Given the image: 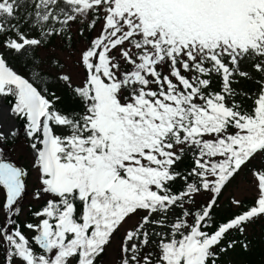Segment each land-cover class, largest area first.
<instances>
[{"label": "snow or ice", "instance_id": "snow-or-ice-1", "mask_svg": "<svg viewBox=\"0 0 264 264\" xmlns=\"http://www.w3.org/2000/svg\"><path fill=\"white\" fill-rule=\"evenodd\" d=\"M0 116V264H228L264 222V0H0Z\"/></svg>", "mask_w": 264, "mask_h": 264}, {"label": "rangeland", "instance_id": "rangeland-1", "mask_svg": "<svg viewBox=\"0 0 264 264\" xmlns=\"http://www.w3.org/2000/svg\"><path fill=\"white\" fill-rule=\"evenodd\" d=\"M246 87H251V86L248 85ZM8 124H9V119L6 116H0V125H3L6 129ZM9 155H10V158L13 159L18 165L24 166L30 170L31 160L29 157L25 156V154L23 152L12 151L9 153ZM34 182H35V174L32 173L29 175V177H27L28 194L25 198L26 205L30 204L31 190L33 188ZM232 191H236L239 195H241V198L245 199L246 201L248 199H250V197H251V193L246 190V186H243L240 189H233ZM228 196H229V194L226 193L225 197L221 203V213L224 215H227L231 211H233V209H231L229 206ZM23 219H24V217H23ZM254 236H256L259 239V241L261 240V238L264 237V222H258V224L255 227V235ZM258 250L260 252L259 256L264 257V243L261 241L259 242ZM227 259H228V261H230V263H228V264H245L243 262V260H240L239 258H237L235 256H233V257L231 256Z\"/></svg>", "mask_w": 264, "mask_h": 264}, {"label": "trees", "instance_id": "trees-1", "mask_svg": "<svg viewBox=\"0 0 264 264\" xmlns=\"http://www.w3.org/2000/svg\"><path fill=\"white\" fill-rule=\"evenodd\" d=\"M28 206L29 205H26V200H25L24 201L25 210L27 209ZM220 215L225 216L224 214L221 213V211H220ZM21 219H23V217H21ZM233 235L235 236L237 234L234 233ZM260 241L264 243V237L261 238ZM260 241L256 236H254L253 237V243L247 252H245L241 249H237L233 253L232 257L235 256V257L239 258L240 260H243V262L245 264H264V257L259 256L260 252L258 250V246H259ZM228 263H230V261H228Z\"/></svg>", "mask_w": 264, "mask_h": 264}]
</instances>
